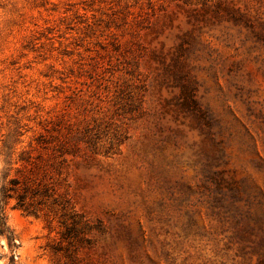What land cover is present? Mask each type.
Instances as JSON below:
<instances>
[{
	"label": "rangeland",
	"instance_id": "rangeland-1",
	"mask_svg": "<svg viewBox=\"0 0 264 264\" xmlns=\"http://www.w3.org/2000/svg\"><path fill=\"white\" fill-rule=\"evenodd\" d=\"M11 178L0 264H264V0H0Z\"/></svg>",
	"mask_w": 264,
	"mask_h": 264
},
{
	"label": "trees",
	"instance_id": "trees-1",
	"mask_svg": "<svg viewBox=\"0 0 264 264\" xmlns=\"http://www.w3.org/2000/svg\"><path fill=\"white\" fill-rule=\"evenodd\" d=\"M4 156L5 159H10L11 154L7 153V155ZM6 163L8 165L12 164L7 161ZM8 177L9 175H7L5 178L7 179ZM29 192H31L33 195L39 194L38 190L32 189L30 181L24 179L22 180L19 178H11L8 184L2 185L0 187V232L2 235H5L7 237L11 248H15L16 245L14 243L13 235L8 231L6 226L5 207L9 200L15 198L17 200L15 208L22 209L25 212H30V206L26 202ZM11 262H14V257H12Z\"/></svg>",
	"mask_w": 264,
	"mask_h": 264
}]
</instances>
